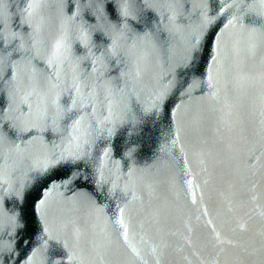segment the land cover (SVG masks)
<instances>
[{
	"label": "water",
	"instance_id": "water-1",
	"mask_svg": "<svg viewBox=\"0 0 264 264\" xmlns=\"http://www.w3.org/2000/svg\"><path fill=\"white\" fill-rule=\"evenodd\" d=\"M0 264H264V0H0Z\"/></svg>",
	"mask_w": 264,
	"mask_h": 264
}]
</instances>
